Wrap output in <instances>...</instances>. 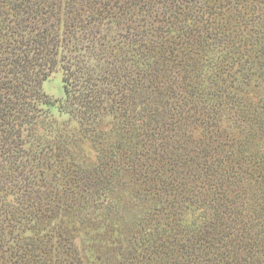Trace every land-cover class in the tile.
I'll return each instance as SVG.
<instances>
[{
	"label": "trees",
	"instance_id": "obj_1",
	"mask_svg": "<svg viewBox=\"0 0 264 264\" xmlns=\"http://www.w3.org/2000/svg\"><path fill=\"white\" fill-rule=\"evenodd\" d=\"M248 45L260 62L264 0H0V264H264V141L222 125L242 120ZM58 69L60 110L100 150L91 167L72 134L43 133ZM253 118L264 138V105ZM123 175L149 208L121 239ZM75 224L116 245L89 260Z\"/></svg>",
	"mask_w": 264,
	"mask_h": 264
},
{
	"label": "rangeland",
	"instance_id": "obj_2",
	"mask_svg": "<svg viewBox=\"0 0 264 264\" xmlns=\"http://www.w3.org/2000/svg\"><path fill=\"white\" fill-rule=\"evenodd\" d=\"M254 45H248L246 47L241 46L245 57H249L247 58L249 60H253L250 49L254 47ZM259 60L260 62L258 63L255 62L256 60H253L252 63L249 61L243 65H237V76L241 80V85H238L233 90L236 94L235 99L241 101L239 107L244 111V113L241 114L242 120L232 119L227 114L222 117L224 121L222 125L227 129V136L236 134L234 137L241 138V136H244L246 133L248 135L250 130L252 131L253 144L250 146L251 149H259L263 146L264 141L263 136L257 131L253 118V111L254 113H258L260 106L264 105V57H260ZM247 65L252 66L250 69H247ZM42 89L50 98V103L43 105L48 111V119L45 121L43 132L45 133V137L52 140V137L56 136L59 132H65L66 138L68 139L71 138L72 134L76 142L74 145H71V150L76 156V161L83 164L85 167L95 165L98 156L101 154L100 150H98L90 139L81 135L77 122L59 108V105L64 99L61 70L58 69L51 72L42 82ZM245 114H248V116H245ZM238 122H241V124L238 125ZM111 127L112 123L110 118H105L100 126V131L104 133L103 137L108 141L111 139L108 134L111 133L112 135L114 132V130H111ZM219 141H225V139L219 137ZM120 181V186L118 185L114 188L113 193L117 197L115 202L121 209L122 218H112L113 223H111V221H109V223H111L110 227L116 229L114 230L115 232L113 231L114 234L112 236H116V238L120 236L122 239L123 236L120 233L124 232V234H126L128 231L132 230L137 220L143 215L145 210H148L147 208H149V206L146 202H143L142 198H137L135 194H133L137 187L133 186L131 177L123 175V179ZM199 215L200 211L196 210L190 213L188 219L195 220L199 218ZM85 220L95 223H106L102 216H95V218H93L91 215H87ZM75 225L78 226V230L75 231L74 234L76 236L75 242L80 251L85 253L91 261L96 262V256L98 257L101 254H106L104 249L94 247L95 244L100 243L107 247L116 245L113 243L109 245L108 241L99 240V235L103 234L105 229H99L96 225ZM96 264H104V261L101 263L96 262Z\"/></svg>",
	"mask_w": 264,
	"mask_h": 264
}]
</instances>
